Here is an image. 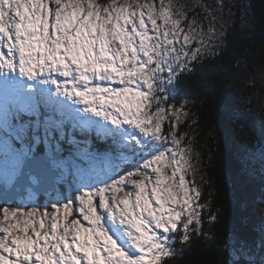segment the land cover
<instances>
[{
  "label": "snow or ice",
  "instance_id": "snow-or-ice-1",
  "mask_svg": "<svg viewBox=\"0 0 264 264\" xmlns=\"http://www.w3.org/2000/svg\"><path fill=\"white\" fill-rule=\"evenodd\" d=\"M232 7L0 0V264H163L203 234L173 93L220 54Z\"/></svg>",
  "mask_w": 264,
  "mask_h": 264
},
{
  "label": "trees",
  "instance_id": "trees-1",
  "mask_svg": "<svg viewBox=\"0 0 264 264\" xmlns=\"http://www.w3.org/2000/svg\"><path fill=\"white\" fill-rule=\"evenodd\" d=\"M232 12L234 24L228 29L220 54L195 64L194 72L183 78L182 87L175 92L176 101H172L183 104L190 113L187 124L191 127L182 123L180 131H189L194 137V153L199 154L198 170L194 173L202 193L199 203L206 207L202 212L203 234L193 235L191 244L177 240L174 254L165 257L163 264H233L239 258L232 247L237 238L247 241L248 249L264 243L263 235L254 226L259 217L253 200L254 189L264 187V166L250 153L247 159L235 153L231 117L236 111L233 91L241 76L253 69L259 56L264 59V0H238ZM225 97L228 103L219 108ZM258 128L260 133L264 132V125L259 124ZM225 148L229 152L227 163L223 156ZM241 158L245 162L243 170L238 163ZM241 195L248 200L242 203ZM209 213H217L220 219L210 223ZM244 256L252 264H260L251 256Z\"/></svg>",
  "mask_w": 264,
  "mask_h": 264
},
{
  "label": "rangeland",
  "instance_id": "rangeland-1",
  "mask_svg": "<svg viewBox=\"0 0 264 264\" xmlns=\"http://www.w3.org/2000/svg\"><path fill=\"white\" fill-rule=\"evenodd\" d=\"M211 4L212 0H207ZM238 0H226L233 7ZM232 7V9H233ZM233 101L236 111L231 114L234 122L232 134L236 139V150L238 156L247 159L248 154H252L255 159L264 161V155L260 151V145L264 142V132H259V124L264 125V59L259 56L258 63L253 64V69L246 71L242 76L239 84L233 91ZM164 130L165 124H164ZM196 153V152H195ZM193 152L191 164L198 169V157ZM196 164V166H195ZM186 180L194 181L192 187H197L195 173H189ZM256 188V187H255ZM255 193V194H254ZM253 200L255 207L264 220V187L256 188L253 191ZM239 200H248L241 195ZM260 200L261 202H259ZM243 203V202H242ZM254 226L264 233L262 224L255 222ZM261 262L264 260V244H256L253 249H247L245 254ZM256 264V263H255Z\"/></svg>",
  "mask_w": 264,
  "mask_h": 264
}]
</instances>
